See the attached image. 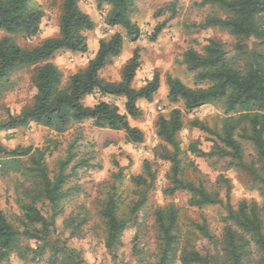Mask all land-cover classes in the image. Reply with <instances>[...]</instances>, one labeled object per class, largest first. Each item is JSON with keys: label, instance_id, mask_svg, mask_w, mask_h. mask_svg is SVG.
I'll return each mask as SVG.
<instances>
[{"label": "rangeland", "instance_id": "rangeland-1", "mask_svg": "<svg viewBox=\"0 0 264 264\" xmlns=\"http://www.w3.org/2000/svg\"><path fill=\"white\" fill-rule=\"evenodd\" d=\"M30 2L41 6L44 16L38 35L28 39L20 35L14 37L18 45L26 48L59 35L60 2ZM78 6L90 17L94 27L86 32V53L62 51L54 55L52 62L62 74V85L66 86L69 78L93 59L100 40L119 33L123 38L121 53L100 71L99 76L108 82H118L124 65L137 50L139 67L132 87L139 89L157 75L159 90L151 103L138 101L139 115L128 118L130 126L137 128L143 136L141 144L132 145L126 143L124 132L98 129L92 121L73 125L61 135L32 123L11 131L2 130L8 115L6 107L14 114L19 113L24 104L32 102L35 93L30 83L33 67L19 69L10 75L7 90L0 96V209L20 232L25 229L21 220V202H28L31 197L47 220L52 213L47 200L32 198L39 189L35 165L30 159L32 152L19 157L15 170L4 172L5 157L1 150L19 154L29 148L44 150L43 161L49 178L54 180L62 172L66 181L61 191L66 193L57 200L59 215L54 227L46 231V242L23 240L32 249L43 246L41 255H26L25 259L11 255L4 264H52V254L55 253L56 261H59L67 257V249L76 251L69 264H159L164 241L155 223V212L166 207H173L177 212L176 239L166 264H182L180 256L187 251L197 250L204 254V241L198 230L203 224L216 239V248L213 249L217 257L215 264H228L223 250L224 228L230 224L226 221L227 202L233 209L242 201L256 204L261 209L264 234V194L257 179L230 156L195 158L187 154L186 160L180 156L183 159L180 165L182 178L200 185L210 195H217L221 203L198 207L192 204L191 195L184 191L168 195L171 163L163 157L172 149L156 134L158 118H167L172 109H179L182 113L183 128L176 139L183 151L196 143L199 149L208 152L212 145L209 140L220 133L221 107L210 104L186 112L182 102L170 104L166 99V78L178 79L191 89L204 87L196 83L187 70L183 55L190 49L201 52L211 40L223 43L228 51L232 50L236 38L228 31L200 26L207 17L223 18V13L211 0H135L130 19L136 24L140 36L131 42L123 28L107 25V6L98 7L95 0H78ZM159 25L163 26L162 30L152 42L150 36ZM5 36L7 34L0 32V40ZM253 44L256 43H247L249 47ZM253 48L258 49L256 45ZM107 102L124 114L125 99L109 98ZM194 120L208 126L213 134L193 127ZM239 141L245 150L243 163L259 169L251 145ZM188 162L192 165L189 166ZM110 200L115 202L116 217L123 221L134 218V224L122 231L115 245L108 250L103 213ZM36 228L40 229V226ZM54 246L57 247L55 251ZM251 259L255 260L254 253Z\"/></svg>", "mask_w": 264, "mask_h": 264}, {"label": "trees", "instance_id": "trees-1", "mask_svg": "<svg viewBox=\"0 0 264 264\" xmlns=\"http://www.w3.org/2000/svg\"><path fill=\"white\" fill-rule=\"evenodd\" d=\"M55 1L60 2L61 9L58 37L26 48L18 45L14 37L20 35L28 39L39 34L44 16L42 7L32 5L30 0H0V32L7 34L0 40V96L7 90L10 75L25 67H33L30 83L35 91L32 102L24 104L19 113L14 114L11 108L6 107L8 115L1 129L11 131L32 123L61 135L73 125L92 121L93 126L98 129L124 132L128 144H141L142 133L130 126L128 118L139 115L138 101H153L160 86L158 76L155 75L139 89L132 87L139 67V54L134 50L124 65L118 82L102 79L100 71L110 65L122 50L123 38L119 33H114L107 40H100L93 59L83 70L73 74L66 86L62 85V74L52 62L54 55L62 51L86 53V32L91 31L94 25L90 17L80 10L78 0ZM134 1L95 0L98 7L109 8L107 25L123 28L131 42L137 41L140 36L136 24L130 19ZM211 3L224 17H207L200 26L226 30L236 38V43L231 51L223 43L212 40L201 52L191 49L186 51L183 55L186 68L195 82L204 87L191 89L178 79L167 77L166 99L170 104L182 102L186 112L205 105H219L223 111L220 133L209 140L212 145L208 152L199 149L196 143L183 151L176 139L183 128L181 111L172 109L167 118L160 117L156 123L158 138L172 149L171 153L163 157L171 163V187L166 193L172 195L184 191L191 195L192 204L198 207L218 205L221 201L217 195H210L200 185L182 178L180 165L183 159L180 156H184L186 160L187 154L195 158H234L257 179L264 194V0H211ZM162 25L155 28L150 41L156 40ZM249 42L256 44L249 47ZM254 45L258 49H254ZM94 93L108 98L125 99L124 114L116 106L104 101H97L91 107L85 106L82 103L84 97ZM191 125L206 134H213L208 126L198 120H194ZM239 140L251 145L259 169H255L252 164L243 163L245 150ZM1 152L5 157L4 172L15 170L14 165L20 162L19 157L32 152L30 159L35 165L39 186L38 193L32 198L38 199L37 201L47 200L52 211L47 220L37 209L35 200H30L31 197L28 202H21V220L25 229L20 232L8 222L0 209V264H4L11 255L21 259H25L26 255H41L43 246L32 249L23 240L46 242V231L54 227L59 215V210H56L57 200L66 193L61 191L66 177L60 172L54 180L49 178L42 149L29 148L21 154L16 151ZM191 163L188 162V165L191 166ZM114 206L115 202L110 200L103 213L108 250L115 245L119 234L134 224V218L129 221L119 220ZM226 209V221L230 224L224 228L223 250L228 264H264L261 209L246 201L240 202L236 209L227 202ZM176 216L177 212L173 207L157 209L155 212V223L164 241L159 264H166L167 255L173 249ZM36 226H40V229ZM198 230L203 237L204 254L197 250L187 251L181 254L180 261L182 264H215L217 257L213 249L216 248V239L206 224L201 225ZM55 249L57 247L54 246L53 250ZM252 253L255 255L254 261L251 259ZM75 254V250L67 249V257L56 261L57 255L53 253L52 264H69V260H74L72 256Z\"/></svg>", "mask_w": 264, "mask_h": 264}, {"label": "crops", "instance_id": "crops-1", "mask_svg": "<svg viewBox=\"0 0 264 264\" xmlns=\"http://www.w3.org/2000/svg\"><path fill=\"white\" fill-rule=\"evenodd\" d=\"M82 103L85 105V106H93L94 104L97 103V101L95 99H93V95L92 96H86L84 97V99L82 100ZM93 104V105H92Z\"/></svg>", "mask_w": 264, "mask_h": 264}, {"label": "built area", "instance_id": "built-area-1", "mask_svg": "<svg viewBox=\"0 0 264 264\" xmlns=\"http://www.w3.org/2000/svg\"><path fill=\"white\" fill-rule=\"evenodd\" d=\"M93 99H95L96 101H104V102H107V100L109 99L108 97H104V96H101L99 93H94L93 94Z\"/></svg>", "mask_w": 264, "mask_h": 264}]
</instances>
